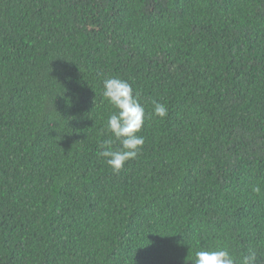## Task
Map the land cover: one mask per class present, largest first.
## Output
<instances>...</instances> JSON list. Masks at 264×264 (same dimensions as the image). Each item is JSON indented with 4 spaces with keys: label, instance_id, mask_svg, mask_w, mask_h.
<instances>
[{
    "label": "trees",
    "instance_id": "16d2710c",
    "mask_svg": "<svg viewBox=\"0 0 264 264\" xmlns=\"http://www.w3.org/2000/svg\"><path fill=\"white\" fill-rule=\"evenodd\" d=\"M109 77L145 108L119 172ZM214 247L264 264V0H0V264Z\"/></svg>",
    "mask_w": 264,
    "mask_h": 264
},
{
    "label": "clouds",
    "instance_id": "9594fccd",
    "mask_svg": "<svg viewBox=\"0 0 264 264\" xmlns=\"http://www.w3.org/2000/svg\"><path fill=\"white\" fill-rule=\"evenodd\" d=\"M103 88V97L114 109L107 118L106 128L119 142V147L113 148L112 141H106L108 146L102 145L104 150L99 155L105 158L106 164L113 171L119 172L125 163L137 157L144 145V137L138 133L145 123V108L126 80L119 77L106 78ZM153 115L164 119L168 109L164 104L153 101ZM257 259V252L249 250L241 264H257ZM191 264H236V260L227 247L201 248L195 252Z\"/></svg>",
    "mask_w": 264,
    "mask_h": 264
}]
</instances>
